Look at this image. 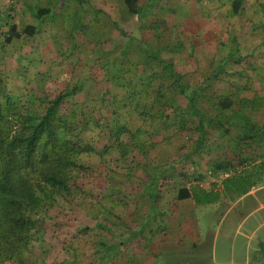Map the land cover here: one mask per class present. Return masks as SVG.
I'll use <instances>...</instances> for the list:
<instances>
[{
	"label": "trees",
	"instance_id": "1",
	"mask_svg": "<svg viewBox=\"0 0 264 264\" xmlns=\"http://www.w3.org/2000/svg\"><path fill=\"white\" fill-rule=\"evenodd\" d=\"M61 1L64 5V0ZM114 1L117 3V10H120L117 15L118 21L126 23L124 25L129 24L131 33H128L123 25L121 30H116L118 35L126 38L128 35L134 37L133 50L126 57L127 59L125 58L123 65L112 63L113 65L100 66L105 80L103 89H106L99 94V97L90 98L83 95L88 79L83 71L98 67L87 66L91 60L90 57L87 58V51L92 48V43L85 46L88 48L77 47L76 51L81 50L84 53L77 52L76 55L68 54L69 48L64 47V44L60 45L59 58L50 60V66L41 70V67L38 69L36 66L40 65L35 62L37 55L30 56L34 51H39L40 45L36 41L32 53L29 52L25 56L29 58H26L27 63L22 66L24 70H20L19 77H14L3 62L4 58H0V264L40 262L39 258L43 257L41 252L47 251L45 233L50 231L52 235L60 237L68 224L73 221L81 223L76 233L78 237L74 238L76 234L70 236L67 242L70 246L66 248L68 258L55 264H77L82 260V256L87 254L94 256L100 264L114 261L119 255L138 261L136 254L138 250L131 254L122 248L125 245L133 246L136 241L143 238L148 244L142 245L140 249L148 250L147 247L153 240L149 239L146 231L152 237L163 236L164 230L156 229L154 224L162 222L165 225L174 219L170 215L174 210L169 212L165 207L166 203L159 204L163 196H159L161 186L155 173L160 169L159 173H166L164 183L167 180H171V184L175 182L174 187L168 191L172 193L175 204L195 200L199 191L209 195L205 200L196 201L203 205L221 203L223 199L229 204L255 189H259L258 193L264 191L262 188L264 186V126L253 118V113H256L259 107L258 104L256 103L248 113L239 110L240 100L232 99L228 95L216 96L212 102L206 97V93L210 90L208 84L211 80L210 75L203 74L202 82L192 87L187 76L177 71L175 60L162 56L163 51L171 54L180 53L179 47L175 48L173 43L170 45L171 42L176 41L175 31L170 32V25H168L169 29H162L160 24L164 18L158 17L161 10L168 9L165 3L169 1L158 6L155 0ZM249 1L233 0L234 15L240 16L242 6ZM258 1L261 0H255V3ZM106 2L101 1V4L105 5ZM28 8L35 20L37 17L51 14L50 8L43 7L36 17L32 13L33 6ZM11 10L14 14L17 12L16 8ZM255 13L263 14V18L253 21L247 15L248 12L246 14L247 21L255 24L252 36L258 37L260 34L258 40L264 39V27L256 28L257 25L261 26L264 12L261 10ZM9 18L11 19L3 25L5 39L0 41V51L7 48L12 40L38 39L42 19L35 24L32 22L28 24L23 23L19 17ZM152 18L155 21H151ZM90 21L93 20L90 19L87 23ZM107 23L111 24L110 21ZM67 35L72 36L76 41L73 33ZM78 35L80 37L82 34ZM231 39L237 43L233 37ZM262 42L255 41L258 43L255 46L258 50L264 47V40ZM129 44L130 40L127 39L121 47ZM145 45L153 49L152 56L147 57L144 54ZM164 48L166 50H163ZM102 50V55L97 59L96 64L107 53L111 55L106 49L102 48ZM36 59L39 61L38 58ZM241 59L242 56L239 60ZM92 80L89 79L88 82ZM56 82L64 83L61 89H53ZM89 87L93 89L92 85ZM176 97H182L188 112H184L181 105H178L175 101ZM204 99L207 102L211 101L212 109L218 112L217 115L225 113L226 119L243 116L245 124L239 120L240 123H233L235 126L231 128L225 127L224 123H217L213 118L214 115H209V112L203 113L200 104ZM121 100H124L122 106L119 105ZM108 106L112 108L110 116L103 113ZM227 112H230V115H227ZM195 118H197V126L192 122ZM167 127H178L177 131L163 139L168 145H172L177 138L181 139L178 154L205 145L208 135L211 137V143L216 144L212 148L217 153L225 155L224 159L215 160L209 167L211 177L220 180L212 185L211 190L204 188L205 180L202 174H198L193 181L188 179V183L182 186L177 184V180L173 181L177 163H186L181 157L165 167L156 165L146 172L149 180L141 181L134 177L132 169L128 166L130 158L135 154L141 156L151 151H155L159 157L160 143L154 144L152 138L155 133L160 134V131ZM237 127L243 131H238L240 139L227 140L232 137L233 129ZM193 129L200 133V137L202 134L206 137H199L190 145L188 133ZM216 134L219 138H225L224 141L227 140L230 144L231 154L234 153L232 158L228 157L226 148L213 139L212 136ZM171 154L169 151L170 160H172ZM205 154L206 152H202L200 155ZM189 163L198 167L192 159ZM97 164H104L108 169L107 180L110 186L102 190L96 189L91 183L82 182L83 175L87 171L95 170ZM221 175L223 178L220 177ZM180 176L182 179L189 178L185 172H181ZM134 180L144 185L145 196L136 204L131 205L130 202V207L125 189L128 183H132L129 181ZM152 188L156 192L153 197L155 199H151L152 196L150 198L144 192ZM144 200L149 202V206L140 204ZM145 208L148 210L145 211ZM239 208L241 206L236 209ZM161 210L164 211L162 214H160ZM237 214L241 216V211ZM164 217L166 218L163 220ZM86 219L88 224L82 222ZM177 223L180 227V223L178 221ZM150 227H155V230L150 231ZM154 231L158 235H153ZM176 232L178 231L168 234L176 239ZM164 236L166 237L165 234ZM176 245L174 244L173 247ZM79 246L84 247L81 255ZM161 249V253H165L162 246ZM148 252L153 254L152 250ZM144 262L146 260L141 261L140 264Z\"/></svg>",
	"mask_w": 264,
	"mask_h": 264
},
{
	"label": "rangeland",
	"instance_id": "2",
	"mask_svg": "<svg viewBox=\"0 0 264 264\" xmlns=\"http://www.w3.org/2000/svg\"><path fill=\"white\" fill-rule=\"evenodd\" d=\"M9 1L12 2L13 5L14 2L17 4V0ZM81 1L82 0H64L65 3L62 5L61 0H36L32 10L35 16L43 7L51 9V14L41 18L36 16L37 20L31 16L28 10L20 14L19 10L16 12L23 23L29 24L32 22L35 24L42 19L43 26L41 25L42 28L38 39L27 38L24 39V41L12 40V42L7 45V48L0 51V58H4L3 62H5L8 70L14 77H19L20 70H24L22 66H25L24 63H27L26 58H29H25V56H27L29 52L32 53L36 41L40 45L38 48L39 51H34L33 55L30 56L37 55L35 57V62L40 65L36 66H38V69L41 67V70H45L47 66H50V60H57L59 58V53L61 51L60 45L64 44V47L69 48L70 51L68 54L76 55L77 52L84 53L81 50L76 51L77 47H79L78 49L88 48L85 46H89L90 43H92V48L87 51V58L90 57L91 59L87 66L98 67H95L94 70L85 69L83 71V73H86L88 76L86 80V90L83 92V95L90 98L100 96L99 94L106 89H103L105 85L103 81L105 80L103 78V70L100 66L113 65L112 63L123 65L125 58L132 53L134 37L128 35L126 38V36L118 35L116 29L121 30L122 25L128 33H131V29L129 24L124 25L126 23L118 21L119 18L117 19V15L120 13V10H117V3L114 0H107V2L105 0H85L86 2L84 3ZM101 1L106 2V4L102 5ZM155 1L157 6L160 3L163 4L169 1V5L167 2L165 3L168 9H165L166 11L161 10L158 17L164 18L161 20L162 23L160 24L162 29H167L168 25H170V32L175 31L176 36L174 38L176 41L171 42L170 45L173 43V46L175 48L179 47L180 51V53L171 54L164 52L163 50H166L164 48L161 50L163 51L162 56L167 59L172 58L175 60L177 71L187 76L192 87H196L202 82L204 79L203 74L210 75L211 80L208 82L210 90L206 93V97L211 99L212 102L214 101L213 98L216 96L228 95L232 99L240 100V111L243 110L250 113L252 107H254L256 103L258 106H263L264 108V96H259L260 94H264V92H257V88L260 87V84L263 83L264 86V54L261 53V51H264V48L258 50L255 47L264 39L260 38V40H258L260 34L258 37L252 36L254 35L255 24L247 21V15L250 16L253 21L257 18L260 19V17L263 18V14L258 15L255 11L261 12L262 10L264 12V0L256 3L255 0H250L248 4L245 2L241 10L244 13L241 12L240 16L234 15L232 8L233 0ZM11 9L12 6L10 5L4 7L3 10L0 8V41H4L5 39L3 25L11 19L9 17L15 16V18L18 19ZM90 19L93 21L87 23ZM109 21L111 24L107 23ZM151 21H155V19L152 18ZM260 24L261 26L257 25L256 28L263 29L264 20ZM72 33L76 41L72 36L68 37L67 35ZM79 33L83 36L80 35L79 37ZM66 35L67 38H65ZM232 37L237 43L232 41ZM127 39L130 40V44L121 47ZM110 40L111 42H109ZM255 41H258V43H255ZM165 47H167V45H165ZM102 48L106 49L107 52H111V55L107 53L106 56L110 57L105 56L96 64L97 59L102 55ZM156 51L160 52V50ZM152 52L153 49L148 48L146 45L144 46V54L147 57L152 56ZM181 53L184 54L182 55ZM241 56L242 59L239 60ZM243 57H245V61ZM36 58H38L40 62ZM63 66L67 65L63 64ZM71 66H74V64H71ZM79 66L86 65L79 64ZM89 79H93V82H88ZM62 84L64 83L59 84L56 82L53 89H61ZM91 85L93 89L89 87ZM242 100H244V102H241ZM123 101L124 100L120 101V106L123 105ZM175 101L178 105H181L184 112H188L182 97H176ZM211 101L207 102L205 99L202 100L200 107L203 113L209 112V115H214L213 118L217 123H224L225 127L228 126L231 128L235 126L233 125L235 122L245 124L243 116L226 119L225 113L224 115H217L218 112L212 109L213 106ZM263 108H258V111L253 113L254 120H256L257 112H259L258 115L261 116V112L264 110ZM108 109L103 110V113L110 116L112 114V108L108 106ZM226 114L230 115V112ZM174 116L176 115H173V117ZM249 120L254 122V120ZM192 122L194 126H197V118L193 119ZM238 128L239 127L233 129L234 133H232V137L227 138V140L231 139L232 141H237L240 139L238 131H243ZM177 129L178 127H167L165 130H161L160 134H154L152 138L153 142H155L154 144H161L158 146V150L159 148L161 149L159 157L155 151H151L141 156L135 154L130 158L128 166L132 169L134 177H137V179L141 181H145V179L149 180L146 172L152 170L153 167L155 168L156 165H159L161 168L165 167L168 163L171 164L181 157V160L186 163H177L174 170L173 181L177 180V184L182 186L188 183V179L193 181L198 177V174H202L204 177L203 180H205L203 183L204 188L211 190V180L216 179L217 182H220V180L211 177V169L209 170V167L215 160L224 159L225 155L217 153L216 150L212 148L216 144L211 143V137H208V135L205 145L202 144L203 146H197L196 148H191L190 150H185L184 152L182 151L183 153L178 154L177 151L178 147H180L181 139L178 140L177 138L172 145L163 142L165 136L177 131ZM188 137L191 140L189 144L192 145L199 139L200 133L193 129L188 133ZM203 137H206V135L202 134L200 138ZM212 137L218 144L220 143L219 145L226 148L225 151L228 153V157L232 158L234 156V153L231 154L230 144L227 140L224 141L225 138H219L217 134ZM169 151L170 154L172 153V160L168 158ZM202 152H206V154L200 155ZM191 159L197 163L198 167L189 163ZM104 166L106 167L104 164H97L95 170L87 171L82 177V182L84 184L91 183V185L99 190L110 186L107 180L108 169ZM160 170H157L158 174L157 172L155 173L158 178L157 181H160L159 186H161L159 196H163L159 200V204L166 203L165 207L168 208L169 212L174 210L172 212L173 214H170L174 218L171 220L173 222L170 221L165 225L162 222H158L157 224L153 223L156 229L164 231L162 233L163 236L159 235L158 238L152 237L149 235V232L146 231L149 239L153 240L149 247H147L148 250L141 251L140 249L142 245L148 244L143 238L136 241L133 246L125 245L124 248H122V250L131 254L138 250V253H136L138 254V261L136 260L135 262L133 258L130 259L127 257L126 259V257L123 258L119 255L118 258L107 264H133L134 262V264H140V262L144 260H146L147 263L144 262L143 264H264V210L253 216H249L247 221L240 224L242 217L237 214L238 209L235 208L232 213H228L226 206L230 204H228L226 199H223L220 203L222 206H216L215 204H198L196 202L197 200H205L209 197V195L199 191L195 200L175 204L172 193L168 192L171 190V187H174L175 182L171 184V180H167L164 183L166 173H159ZM181 172H185V175L189 178L182 179L180 176ZM121 177L123 176H120V178ZM162 177L164 179H161ZM153 180H155L154 177ZM129 182L132 183H128L125 190L130 206V202L131 205L136 204L137 201L143 200L145 195H143V184L139 183L137 180ZM262 188H264V186ZM144 192L149 195L150 198L152 196L151 199H155L153 198L155 197L154 193H156L154 188L145 190ZM261 193H264V191ZM143 203L149 206L148 201L144 200L140 204ZM144 210L147 211L148 208ZM162 212L164 211L161 210L160 214H162ZM165 218L166 217H164L163 220ZM87 221L86 219L82 222L87 223ZM177 221L180 223V227ZM80 226L81 223L79 222H71L68 224L67 228H65L64 232L61 233L62 235L60 234V237L52 235L50 231L46 232L45 246L47 251L46 253L41 252L43 257H40V262L38 261L36 264H55L67 259L69 255L66 248L70 246L67 242L71 235L77 233V229L80 228ZM154 228L150 227V231L155 230ZM175 231H178L175 233L177 234L176 239L168 234L169 232ZM69 232H71V234ZM125 233H127V231ZM153 235L156 236L158 234L154 231ZM75 237H78V234H76L74 238ZM179 242H181V244ZM174 244L177 245L173 247ZM161 246L165 250V253H161ZM83 249L84 247L79 246L80 255ZM149 250H152L153 254H149ZM131 254H128V256ZM128 261H131V263ZM77 264L100 263L94 256L87 254V256H82V260H79Z\"/></svg>",
	"mask_w": 264,
	"mask_h": 264
},
{
	"label": "crops",
	"instance_id": "3",
	"mask_svg": "<svg viewBox=\"0 0 264 264\" xmlns=\"http://www.w3.org/2000/svg\"><path fill=\"white\" fill-rule=\"evenodd\" d=\"M35 1L36 0H17V4H15V2H14V5H13L12 2H10L9 0H0V8L3 10L4 7H7L10 5V6H12V8H16L17 11L19 10V14H20V13H23L25 10L30 11V8H28V6L29 7L34 6ZM15 14L18 15V13H15ZM30 14H31V11H30ZM261 44H263V42ZM261 48L263 49L264 47H260V49ZM261 53L264 54V51H261ZM261 91L264 92L263 83L260 84L259 88H257L258 93ZM259 96H264V94H260ZM261 107L263 108V106H259L258 108L261 109ZM257 111H258V109H257ZM258 114H259V112H257V114H256V119L259 121V124L261 126H264V110L261 112V116H259ZM260 121H262V122H260ZM220 177L223 178L222 175ZM216 182H217L216 179L211 180V189H212V185ZM258 190L259 189H255V190L251 191L248 195L239 198L237 201L229 203L230 205L227 206L228 211L227 210H225V211H227L228 213H232V211L235 208L241 206V208H239V210H238V211H241V217H242L240 224L247 221V219H249V216H253L256 213L263 211L264 210V193H258ZM215 205L220 206V203L219 202L215 203ZM263 225H264V223H263ZM252 233H255V232H252Z\"/></svg>",
	"mask_w": 264,
	"mask_h": 264
}]
</instances>
